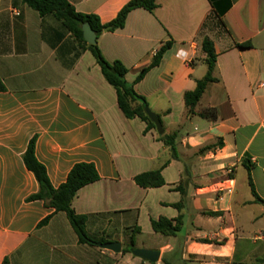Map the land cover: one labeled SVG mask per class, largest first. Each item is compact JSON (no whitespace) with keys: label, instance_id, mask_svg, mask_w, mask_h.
Returning a JSON list of instances; mask_svg holds the SVG:
<instances>
[{"label":"crops","instance_id":"0c3cea01","mask_svg":"<svg viewBox=\"0 0 264 264\" xmlns=\"http://www.w3.org/2000/svg\"><path fill=\"white\" fill-rule=\"evenodd\" d=\"M66 1L105 25L130 0ZM155 3L152 12L132 10L96 45L127 69L126 82L162 135L174 137L175 152L142 120L124 116L90 51L59 20L0 0V264H264V0ZM205 38L217 81L187 116L183 96L207 71ZM166 42L159 65L135 82ZM206 108L215 120L199 116ZM31 139L53 188L75 164L95 167L99 180L78 190L71 208L90 237L119 243V253L80 244L64 213L27 201L38 191L22 161ZM158 170L164 185L135 184ZM160 218H180L175 236L153 232ZM142 236L149 246L136 244ZM130 239L158 251V261L123 253Z\"/></svg>","mask_w":264,"mask_h":264},{"label":"trees","instance_id":"16d2710c","mask_svg":"<svg viewBox=\"0 0 264 264\" xmlns=\"http://www.w3.org/2000/svg\"><path fill=\"white\" fill-rule=\"evenodd\" d=\"M28 7L37 11L40 16L52 15L61 22L66 30H68L77 40L81 49H87L94 57L97 65L100 67L102 76L106 82L112 86L116 92L117 105L127 119L138 118L147 125V129H155V125L146 116L144 109L148 107L145 99L137 95L132 86L129 85L125 76L127 69L119 62H107L101 55L97 45H88L82 38L81 25L88 23L92 31L98 38L104 28L109 27L110 31L120 29L124 26L127 15L135 9H144L152 12L156 8L155 0H130L117 13L116 17L109 23L103 25L95 15H85L77 13L74 8L66 0H21ZM249 47L250 45H245ZM171 47V42L164 43L155 53L150 65L142 69L137 75L135 82L140 81L146 72L151 68L159 65L164 53ZM201 51L204 53V63L207 66V71L204 77L197 80L195 88L192 91L186 92L183 96L186 115H194V109L198 105L202 95L207 87L215 83L217 79L214 77L216 54L213 43L205 38L201 44ZM4 91V86L0 81V92ZM199 116L213 121L217 118V112L213 108L203 109ZM159 140L166 146L174 149V137L160 135ZM35 140L31 139L26 151L22 155V161L28 171H30L37 184V193L29 196L27 201H42L48 208L53 209V213L62 212L66 215L70 226L74 230L78 242L80 244L95 245L104 243L103 240H97L90 237L85 228L86 218L76 215L71 208V202L78 190L86 185L99 180L95 167L88 163L75 164L69 171L64 183L59 187L53 188L48 179L46 170L40 164L34 154ZM134 182L141 188H156L164 185L160 171H150L142 173L134 177ZM252 193L255 196L251 182L249 181ZM177 207V206H176ZM51 215L44 218L39 227L47 224ZM180 218L170 221L160 218L157 221L151 222L153 232L164 236H175L180 230ZM134 246L133 239H130L129 245L122 249L123 253H130V248ZM5 264V263H4Z\"/></svg>","mask_w":264,"mask_h":264},{"label":"water","instance_id":"95a60500","mask_svg":"<svg viewBox=\"0 0 264 264\" xmlns=\"http://www.w3.org/2000/svg\"><path fill=\"white\" fill-rule=\"evenodd\" d=\"M110 28H104L103 32L108 31ZM81 32L82 38L88 45H95L96 44V34L92 31L91 27L88 23H84L81 25ZM146 116L149 120L155 125V129L159 135L163 134V129L160 120L158 117L147 107L144 109ZM97 247L111 251L113 253H119L121 250L120 244L117 242L112 243H98L96 244ZM130 253L145 262L148 263H156L159 259V252L153 250H146L140 248H130Z\"/></svg>","mask_w":264,"mask_h":264},{"label":"rangeland","instance_id":"374dc122","mask_svg":"<svg viewBox=\"0 0 264 264\" xmlns=\"http://www.w3.org/2000/svg\"><path fill=\"white\" fill-rule=\"evenodd\" d=\"M139 240L137 241V245L139 246L140 244H142V242H144L145 245H148L149 246V239L147 236H142L141 238H138ZM127 242V241H126ZM127 244V243H126ZM128 244H129V241H128ZM140 249H143V248H140ZM148 250V249H146Z\"/></svg>","mask_w":264,"mask_h":264}]
</instances>
